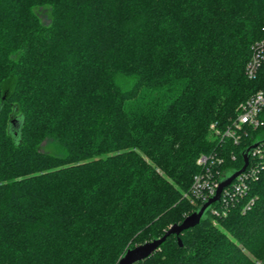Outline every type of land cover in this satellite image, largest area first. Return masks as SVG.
Masks as SVG:
<instances>
[{
	"label": "trees",
	"instance_id": "obj_1",
	"mask_svg": "<svg viewBox=\"0 0 264 264\" xmlns=\"http://www.w3.org/2000/svg\"><path fill=\"white\" fill-rule=\"evenodd\" d=\"M263 35L264 0H0V264H118L199 209ZM227 203L138 264H264V167Z\"/></svg>",
	"mask_w": 264,
	"mask_h": 264
},
{
	"label": "built area",
	"instance_id": "obj_2",
	"mask_svg": "<svg viewBox=\"0 0 264 264\" xmlns=\"http://www.w3.org/2000/svg\"><path fill=\"white\" fill-rule=\"evenodd\" d=\"M245 75L249 80L257 82L259 89L240 105L237 117L225 129L212 125V136L220 143V150L203 155L197 161L201 172L194 177L189 192L194 203L204 204L216 195L220 182L226 174L222 170L226 159L229 157L235 160L234 152L227 154L225 144L240 146L248 140L251 141V145L258 143L249 158V171L246 172L247 167L231 185L225 188L220 201L214 205L221 201L228 204V198H243L248 191V182L257 179V174L264 167V35L251 46ZM221 153L227 156H220Z\"/></svg>",
	"mask_w": 264,
	"mask_h": 264
},
{
	"label": "water",
	"instance_id": "obj_3",
	"mask_svg": "<svg viewBox=\"0 0 264 264\" xmlns=\"http://www.w3.org/2000/svg\"><path fill=\"white\" fill-rule=\"evenodd\" d=\"M257 145L258 143L256 142L241 153L244 161V166L240 170L228 171L225 174L224 178L220 182L217 193L213 198L205 202L191 215L187 216L182 223L174 224L173 226H171L162 238L155 239L132 249H128L126 253L120 258L118 264H138L139 262L148 259L160 249V247L166 242L169 237L172 236H176L178 238V243L180 247H182L183 244L180 236L185 231L198 226L202 221L207 219V213L215 203L220 201L224 189L231 185L232 182L247 169L249 165L250 155L254 148L257 147Z\"/></svg>",
	"mask_w": 264,
	"mask_h": 264
},
{
	"label": "rangeland",
	"instance_id": "obj_4",
	"mask_svg": "<svg viewBox=\"0 0 264 264\" xmlns=\"http://www.w3.org/2000/svg\"><path fill=\"white\" fill-rule=\"evenodd\" d=\"M39 14L42 17L43 22H49L50 12H48L46 9H42V10H39ZM12 88H13V82L10 81V82L6 83V87H5L6 94H9V92L12 90ZM192 203H193V205H197V203H194V202H192Z\"/></svg>",
	"mask_w": 264,
	"mask_h": 264
}]
</instances>
